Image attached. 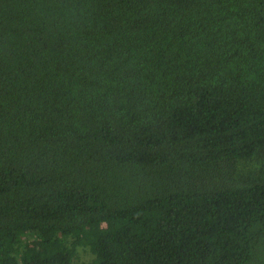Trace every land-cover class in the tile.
<instances>
[{"label": "trees", "instance_id": "trees-1", "mask_svg": "<svg viewBox=\"0 0 264 264\" xmlns=\"http://www.w3.org/2000/svg\"><path fill=\"white\" fill-rule=\"evenodd\" d=\"M0 264H264V0H0Z\"/></svg>", "mask_w": 264, "mask_h": 264}, {"label": "rangeland", "instance_id": "rangeland-1", "mask_svg": "<svg viewBox=\"0 0 264 264\" xmlns=\"http://www.w3.org/2000/svg\"><path fill=\"white\" fill-rule=\"evenodd\" d=\"M82 257V256H81ZM84 259V257H82Z\"/></svg>", "mask_w": 264, "mask_h": 264}]
</instances>
